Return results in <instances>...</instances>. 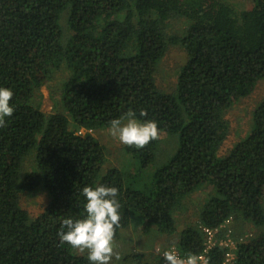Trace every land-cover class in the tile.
<instances>
[{"label":"trees","instance_id":"obj_1","mask_svg":"<svg viewBox=\"0 0 264 264\" xmlns=\"http://www.w3.org/2000/svg\"><path fill=\"white\" fill-rule=\"evenodd\" d=\"M173 46L183 51L167 90L157 73ZM260 80L264 0L241 10L228 0H0V87L15 109L0 127V264H89L57 233L64 218L86 215L83 187L100 184L119 190L114 239L138 223L173 235L181 258L204 255L198 264H264V100L225 146L227 111ZM129 110L157 122L159 138L125 145L124 164L108 166L106 145L78 132L110 128ZM163 139L174 140L166 153ZM36 189L47 199L33 214L22 199ZM228 222L234 249L220 244ZM205 229L218 237L209 248ZM113 264L164 262L132 252Z\"/></svg>","mask_w":264,"mask_h":264},{"label":"clouds","instance_id":"obj_2","mask_svg":"<svg viewBox=\"0 0 264 264\" xmlns=\"http://www.w3.org/2000/svg\"><path fill=\"white\" fill-rule=\"evenodd\" d=\"M14 93L11 89L0 87V127H6L5 118L12 117L15 111L10 104ZM145 111L140 116H146ZM110 134L118 137L120 143L143 149L150 142L159 138L157 122L154 120L140 121L134 111L129 110L125 117L109 122ZM82 195L86 203V215L80 219L64 218L57 235L61 244L81 253H87L89 264H112L113 258L120 259L114 250L116 229L120 227L119 190L113 186H85ZM166 264H198V257L189 253L181 258L175 252L166 250L162 253Z\"/></svg>","mask_w":264,"mask_h":264},{"label":"rangeland","instance_id":"obj_3","mask_svg":"<svg viewBox=\"0 0 264 264\" xmlns=\"http://www.w3.org/2000/svg\"><path fill=\"white\" fill-rule=\"evenodd\" d=\"M228 2H230L235 8L241 10L249 8L252 0H228ZM182 51L183 50L177 46L171 47L165 57L159 63L160 71L157 73V80L159 85L164 89L169 90V88L174 83L173 72L179 63V59H181ZM57 75L58 76L54 82H56L60 76L59 73H57ZM39 93L40 109L45 113L55 111L57 107L51 100L49 85L42 86L39 90ZM262 100H264V80L258 81L250 95L239 100L232 108L227 111L226 118L230 122V131L228 134V139L225 143L226 148H229L232 143H234L239 138L240 135L245 133L246 129L248 128L251 113L254 107ZM87 132L91 133L94 137L99 139L101 143L106 145V165L120 166L124 164L123 162L127 158V155H125L126 153L123 151V147L125 145L120 143L118 137H113L110 134L109 128L95 131L80 129L78 133L84 135ZM163 140L164 141L161 142V145L166 148V150H164V153H166L174 146V140ZM46 199L45 192L43 190L36 189L30 195L23 197L22 205L33 214H37ZM202 199H204V192L194 194L192 198H190L191 203L189 201L191 207L189 206L188 208H192V203H197ZM178 216L180 225V219L183 220V217L186 215L182 216V214L179 213ZM234 227H236L234 223L228 222V224L224 227V231L226 230L225 234L222 235V239L224 240L222 242L227 243L231 249H234L236 246V241L234 239L236 234H232V229ZM248 234H250L249 231L247 232V235ZM174 238L175 237H173V235L169 236L163 234H154V237H152L151 234H143L138 226V223H130L126 228L120 231L118 238L114 239V250L118 253L120 259L117 260L113 258L112 264L121 261L125 255L132 252H143L148 257H152L155 254L162 257L161 254L164 251L175 249ZM214 240H218V237L215 236V233H213L211 237L210 244H212Z\"/></svg>","mask_w":264,"mask_h":264},{"label":"built area","instance_id":"obj_4","mask_svg":"<svg viewBox=\"0 0 264 264\" xmlns=\"http://www.w3.org/2000/svg\"><path fill=\"white\" fill-rule=\"evenodd\" d=\"M205 231H206V233H207V243H208V244H207V248H209V247L212 246L213 243H214V241H213V243L210 244V243H211V237H212V235H213L214 232L209 231V230H207V229H205ZM220 244H221V245H228L227 243H224V242H220ZM171 251L175 252L177 255L180 256V254L178 253V251H177L176 249H173V250H171ZM161 255H162V254H161ZM226 255H227L226 263H228V262L230 261V259L232 258V253H228V254H226ZM162 257H163V256H162ZM197 257H198V263H199V262H200V263H206V258H205L204 255H200V256H197ZM163 262H164V264H166L165 260H163Z\"/></svg>","mask_w":264,"mask_h":264}]
</instances>
